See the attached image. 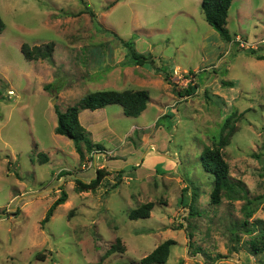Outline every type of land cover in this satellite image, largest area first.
Returning a JSON list of instances; mask_svg holds the SVG:
<instances>
[{"label":"rangeland","instance_id":"374dc122","mask_svg":"<svg viewBox=\"0 0 264 264\" xmlns=\"http://www.w3.org/2000/svg\"><path fill=\"white\" fill-rule=\"evenodd\" d=\"M200 3L0 0V264H138L166 239L175 241L166 264H264V250L250 249L264 221V0L232 1L233 42ZM116 35L154 63H127ZM23 43L54 49L28 60ZM104 89H145L149 101L137 117L117 104L81 110L103 146L81 144L82 161L54 132L55 109ZM229 116L235 130L221 151L247 198L261 197L251 216L243 197L210 202L213 176L200 162ZM60 187L67 199L43 223ZM146 202L149 217L130 220Z\"/></svg>","mask_w":264,"mask_h":264},{"label":"trees","instance_id":"16d2710c","mask_svg":"<svg viewBox=\"0 0 264 264\" xmlns=\"http://www.w3.org/2000/svg\"><path fill=\"white\" fill-rule=\"evenodd\" d=\"M233 0H201L200 8L203 13L205 21L215 29L220 37L227 41L233 42L235 39L226 27L227 24V12ZM91 17L94 13L89 10ZM4 28V22L0 17V32ZM120 40V43L126 49L127 63L134 65H144L146 63H154L153 57L150 53H141L135 49L133 40H125L116 35ZM54 49L53 43H48L44 46L35 45L29 47L23 43L21 46V52L28 60L33 59H46L51 57ZM251 53L255 51L249 49ZM259 59L264 60V54L258 56ZM166 75V74H164ZM167 76V75H166ZM165 80L169 82L168 78ZM223 84L232 85L231 82H223ZM50 88L52 83L45 85V88ZM194 87H188L187 92L191 91ZM178 95L181 96L179 92ZM149 101V93L145 89L138 90H114L104 89L95 90L87 93L81 97L76 103L67 106L63 111L55 109L56 113V126L54 132L69 138L73 144L79 159L84 160V151L81 148V144H84L86 151L91 152L93 147L99 151L103 150V146L99 143H94L90 138V133L80 123L79 112L83 109L96 110L103 108L107 105L117 104L126 116L137 117L146 108ZM170 115H162L157 119V122L163 118H169ZM232 117L229 116L225 122L224 127L227 128L226 134L222 136L217 142H213L210 146L204 147L200 154V162L202 168L213 176L212 189L210 191L209 199L212 204H219L222 197L228 199H236L243 197L246 199L247 206H250L247 215L252 214L253 209L258 205V200L261 197L247 198L245 192V185L240 180H235L230 177L228 173V164L223 157L221 148L229 143L230 137L233 135L235 126L230 123ZM38 158L41 163L47 161V155L44 153H38ZM136 166L130 165V171L134 170ZM125 171L124 169L119 170ZM67 199V193L60 187V195L51 203L46 211L42 222L45 223L49 220V217L53 214L55 208L63 204ZM152 202H146L140 206L132 209L128 213L130 220L148 218L150 211L153 208ZM191 211V208H189ZM261 225L259 227V234L256 240L250 241V249L253 253H259L264 250V221L255 220V223ZM175 244L173 239H166L158 244L150 253L142 257L138 264H166L168 259L170 248ZM117 249H122L120 245H111L108 249L110 252H114ZM39 258V255H37Z\"/></svg>","mask_w":264,"mask_h":264},{"label":"crops","instance_id":"0c3cea01","mask_svg":"<svg viewBox=\"0 0 264 264\" xmlns=\"http://www.w3.org/2000/svg\"><path fill=\"white\" fill-rule=\"evenodd\" d=\"M89 112H92V110H90ZM94 112V111H93ZM92 112V113H93ZM79 117L81 118V115H80V112H79ZM80 120V119H79ZM131 163H133V162H131ZM133 165V164H132ZM128 171H130V170H128ZM132 171V170H131Z\"/></svg>","mask_w":264,"mask_h":264}]
</instances>
